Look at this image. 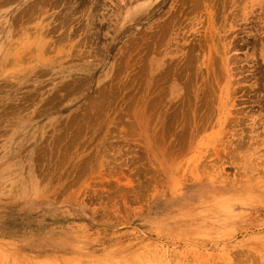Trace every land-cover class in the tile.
Instances as JSON below:
<instances>
[{"label":"rangeland","instance_id":"1","mask_svg":"<svg viewBox=\"0 0 264 264\" xmlns=\"http://www.w3.org/2000/svg\"><path fill=\"white\" fill-rule=\"evenodd\" d=\"M131 2L0 0V264H264V0Z\"/></svg>","mask_w":264,"mask_h":264},{"label":"bare ground","instance_id":"2","mask_svg":"<svg viewBox=\"0 0 264 264\" xmlns=\"http://www.w3.org/2000/svg\"><path fill=\"white\" fill-rule=\"evenodd\" d=\"M125 1H126V0H125ZM132 1L134 2V1H136V0H132ZM142 1H143V0H142ZM5 2H6V1H5ZM15 2H16V1H15ZM38 2H39V1H38ZM7 3H8V1H7ZM131 3H132V2H131V0H130V4H131ZM139 3H141V2H139ZM139 3H138V4H139ZM197 3H198V2H197ZM43 4H44V3H43ZM47 4H48V3H47ZM55 4H56V3H55ZM143 4H144V3H143ZM220 4H221V3H220ZM34 6H35V5H34ZM55 6H56V5H55ZM33 8H34V7H33ZM38 8H39V7H38ZM122 8H124V7H122ZM127 9H128V8H127ZM31 10H32V9H31ZM64 10H65V9H64ZM97 10H98V9H97ZM104 10H105V9H104ZM117 10H118V9H117ZM122 10H123V9H122ZM122 10H121V11H122ZM216 10H217V9H216ZM60 11H61V10H60ZM202 11H203V10H202ZM26 12H27V11H26ZM127 12H128V11H127ZM145 12H146V11H145ZM219 12H220V11H219ZM64 13H65V12H64ZM67 13H69V12H67ZM121 13H122V12H121ZM142 13H143V12H142ZM142 13H141V14H142ZM38 14H39V13H38ZM95 14H96V13H95ZM63 15H64V14H63ZM104 15H105V14H104ZM29 18H30V16H29ZM116 18H117V17H116ZM68 19H69V18H68ZM33 20H34V19H33ZM43 20H44V19H43ZM55 20H56V19H55ZM129 20H130V19H129ZM118 21H119V20H118ZM73 22H74V21H73ZM114 22H115V21H114ZM61 23H62V22H61ZM83 23H84V22H83ZM58 24H59V23H58ZM64 24H65V23H64ZM45 26H46V24H45V25L43 24V26L40 25V26H39V32L36 30L38 34H37L35 37H33V38H34V48H35L36 53H38L39 56H41L42 52H43V55H45V54H44V50H46V49H44V48H46V46L43 48V46L45 45V43H44V39H43V38H44V36H43L44 31H43V29H42V28L45 27ZM57 26H58V25H57ZM61 27H62V26H61ZM37 28H38V27H37ZM53 28H54V27H53ZM57 28H58V27H57ZM77 31H78V30H77ZM48 32H49V30H46L44 34H47ZM92 33H93V32H92ZM61 36H62V35H61ZM189 36H190V35H189ZM45 37H46V36H45ZM65 37H66V35H65ZM182 37H183V35H182ZM0 39H1V38H0ZM32 40H33V39H32ZM3 41H4V40H3ZM59 41H60V40H59ZM31 42H32V41H30V43H31ZM1 43H2V42H1ZM31 44H32V43H31ZM31 44H29V45H31ZM46 45H47V44H46ZM1 46H3V45L1 44ZM31 46H32V45H31ZM31 46H30L29 48H28V47H27V48L30 49V50H31V49H34V48H32ZM52 46H53V45H52ZM7 47H8V46H7ZM47 47H48V46H47ZM84 48H85V47H84ZM14 49H15V48H14ZM28 49L25 48V49H24L25 52H27ZM43 49H44V50H43ZM49 50H50V49H49ZM153 50H154V49H153ZM4 52H9V51H4ZM15 52H16V51H15ZM23 52H24V51H23ZM23 52H22V53H23ZM45 52H46V51H45ZM52 52H53V51H52ZM28 53H30V52H28ZM28 53L25 54L26 57L29 56ZM36 53H35V54H36ZM15 54H16V53H15ZM61 54H62V53H61ZM76 54H77V53H76ZM18 55L20 56L19 52H18ZM22 55H23V54H22ZM22 55L20 56V58L22 57V59H23V56H22ZM30 55H31V54H30ZM194 55H195V54H194ZM25 56H24V58H26ZM96 56H97V55H96ZM2 57H3V56H2ZM46 57H47V56H46ZM57 57H58V56H57ZM3 58H4V57H3ZM14 58H15V57H14ZM14 58H13L12 60H14ZM20 58H19V59H20ZM29 58H30V56H29ZM42 58H43V57H42ZM47 58H48V57H47ZM47 58H46V60H47ZM49 58H50V57H49ZM49 58H48V60H49ZM27 59H28V58H27ZM36 59H37V58H36ZM40 59H41V58H40ZM50 59H51V58H50ZM76 59H77V58H76ZM12 60H11V62H12ZM23 60H24V59H23ZM23 60H22V61H23ZM188 60H189V59H188ZM27 61H28V60H27ZM43 61H44V60H43ZM8 62H10V61H8ZM16 62H17V60H16ZM24 62H25V60H24ZM24 62H23V63H24ZM32 62H34V61H32ZM36 62H38V61H36ZM36 62H35V63H36ZM3 63H4V62H3ZM41 63H42V62H41ZM13 64H14V63H13ZM19 64H20V63H19ZM24 64H25V63H24ZM24 64H23V65H24ZM29 64L31 65L32 63L30 62ZM43 64H46V63H43ZM52 64H53V63H52ZM14 65H15V64H14ZM27 65H28V64H27ZM47 65H48V63H47ZM33 66H34V65H33ZM51 66H52V65H51ZM184 67H185V66H184ZM25 68H26V67H25ZM11 69H12V68H11ZM20 70H22V69H20ZM23 71H24V70H23ZM23 71H22V73H23ZM227 72H228V71H227ZM188 73H189V72H188ZM22 75H23V74H22ZM21 77H22V76H21ZM149 80H150V79H149ZM213 83H214V82H213ZM93 85H94V84H93ZM204 86H205V85H204ZM206 87H207V86H206ZM193 90H194V89H193ZM225 90H226V89H225ZM225 90H224V91H225ZM145 92H146V91H145ZM196 93H197V92H196ZM144 95H145V94H144ZM187 98H188V97H187ZM196 98H197V97H196ZM198 98H199V97H198ZM210 99H211V98H210ZM212 99H213V98H212ZM189 100H190V99H189ZM206 104H207V103H206ZM223 104H224V103H223ZM223 104H222V106H223ZM204 107H205V106H204ZM209 107H210V106H209ZM193 110H194V109H193ZM164 111H165V110H164ZM214 111H215V110H214ZM194 116H195V115H194ZM213 116H214V115H213ZM176 122H177V121H176ZM227 124H228V123H227ZM183 126H184V125H183ZM198 126H199V125H198ZM207 127H208V126H207ZM222 129H223V128H222ZM241 129H242V128H241ZM201 130H202V129H201ZM191 134H192V133H191ZM237 134H238V133H237ZM169 136H170V135H169ZM196 136H197V135H196ZM251 137H252V136H251ZM254 137H255V136H254ZM172 138H173V137H172ZM256 138H257V136H256ZM239 141H240V140H239ZM256 141H257V140H256ZM262 141H264V140L262 139ZM187 142H188V141H187ZM182 143H183V142H182ZM213 145H214V144H213ZM207 153H208V152H207ZM216 154H217V153H216ZM233 159H234V158H233ZM263 159H264V158H263ZM235 161H237V160H235ZM260 162H261V161H260ZM255 264H256V263H255Z\"/></svg>","mask_w":264,"mask_h":264}]
</instances>
